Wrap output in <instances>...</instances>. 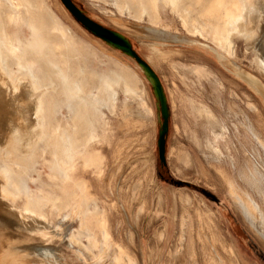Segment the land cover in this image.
I'll return each mask as SVG.
<instances>
[{
	"label": "rangeland",
	"instance_id": "374dc122",
	"mask_svg": "<svg viewBox=\"0 0 264 264\" xmlns=\"http://www.w3.org/2000/svg\"><path fill=\"white\" fill-rule=\"evenodd\" d=\"M189 1L187 4L193 5V0ZM31 2L54 13L59 23L66 26L76 47L82 51L74 62L88 69L87 74L117 68L135 77L143 89L139 99H134L129 95L125 97L123 84L114 86L118 109L113 112L102 109L107 124L98 142L89 148L102 158L100 169L87 167L79 159L73 177L61 182L48 165L51 153L40 148L34 152V157L42 160L34 174L37 172L35 177L46 196L51 199L65 196L73 204H90L83 205L88 206L86 210L94 206L99 209L110 248L99 264H264V240L257 228L245 219L235 196V193L243 197L249 193L264 211V201L242 178L254 166L261 170L264 178V95L223 66L206 46L214 47L212 40L188 33L180 17L163 0H157L156 4L167 26L166 34H156L159 27L151 25L147 15L138 21L133 12H119L113 5L115 0H71L90 22L88 25L72 13L63 0ZM258 14L254 18L259 22L253 26L264 27V12ZM176 35L184 38L183 43L174 41ZM237 37L232 60L264 85V76H259L256 68L255 51L247 50L246 40ZM109 60L112 66L107 63ZM147 72L163 88V98L156 94ZM5 87H0V98L7 103L6 108L0 110V130L11 122L18 121L24 126L33 124L31 103L23 99L17 109ZM84 98L96 105L89 96L84 95ZM139 101L145 105H140ZM63 111L57 112L53 126L70 130L71 122H67L70 119ZM208 113L215 114L228 129V134L218 144L223 154L228 152L235 157V167L224 158L220 169L216 153L205 150L204 144L215 141L206 117ZM138 115L145 117L136 119ZM119 116L121 121H118ZM127 117L132 118L127 121ZM251 126L260 141L253 138ZM54 127L48 129L51 135ZM71 180L74 183L84 180L86 185L73 199H70L74 186ZM4 202L8 201L4 199ZM20 205V202H16L17 208L10 205L16 215L8 218V225L4 224L7 228L0 222V264L98 263L93 254L78 245L68 246L63 238L77 230L76 220H56L57 224H63V229L67 226L60 234L44 228L41 219V222L35 218L23 221ZM95 245L99 249L97 241ZM44 251H53L54 256ZM116 256L119 261L115 260Z\"/></svg>",
	"mask_w": 264,
	"mask_h": 264
},
{
	"label": "bare ground",
	"instance_id": "6f19581e",
	"mask_svg": "<svg viewBox=\"0 0 264 264\" xmlns=\"http://www.w3.org/2000/svg\"><path fill=\"white\" fill-rule=\"evenodd\" d=\"M156 1L115 0L113 5L119 12L124 10L133 12L134 19L138 21L147 15L150 24L159 27L157 32L155 31L156 29H152L154 33L162 32L166 34L168 33L166 32L168 31L167 26L163 23ZM188 1L163 0L178 15L177 17H180L182 25L188 33L212 40L214 47L206 46L215 53V56L223 66L232 70L237 76L240 75L256 91L264 95V85L260 80L252 74L244 72L233 61L237 47L234 38L239 36V38L245 39L249 44L247 50L255 51L257 56L254 59L256 60V68L260 72L259 76H264V27L256 28L253 26L259 22L258 19H255L257 18L256 13L264 12V3L261 2L263 0H193V5L190 6L187 4ZM195 6L196 8L200 7L199 11H195ZM38 7L32 4L31 0H0V87L1 85L6 86L8 96H11L9 99L13 104H16L17 109L21 107V100L26 99L29 101L34 109L32 118L34 117L35 120V123L33 120V124L31 123L28 126H24L18 121L17 123L11 122L8 127L3 126L2 131L0 130V178L2 181L0 186V222L2 226L4 224L8 225L6 223L8 218L16 215L12 209L13 207H11H16V202L21 203L18 209L21 208L23 221L27 220L29 222L32 218H35L38 222H41L39 220L41 219L44 223V228L60 232V234L67 226L63 229V224H57L56 220H69L70 222L76 220L79 223L77 230L68 235H63V238L68 243V246L78 245L93 254L96 259L95 262H98L96 264H99L106 251L110 249L106 226L99 209L97 210V207L93 205L94 208L86 210L90 204H84L85 202L73 204V202L70 203L72 200L65 199V196L58 199H51V197L46 196L35 177L37 172L34 174L35 167L42 162V160L39 161L34 157V152L37 148H40L51 153L52 158H50L52 160L50 159L51 162L48 165L53 170V174L55 171L57 176H54L58 177L61 182L70 180L73 177L76 162L79 159L83 160L87 167L91 166L100 169L102 158L98 154L91 152L89 148L98 142L97 138L106 127L107 122H105L102 109L106 108L113 112L117 107L119 99L114 91V86L123 84L125 97L129 95V97L132 96L134 99H139L143 89L139 87L135 77L117 68H109L106 73L91 72L90 69V73L87 74L88 69L79 65L77 61L76 63L74 62L77 57L81 56L82 51H79L76 47L74 39L65 28L66 26L63 27L59 23L53 15L54 13L51 14L50 11ZM261 13L259 14L262 15ZM138 21L136 22L138 23ZM140 35L142 34L140 33ZM170 36L172 38V35ZM178 36L174 37V39L177 37L174 41L180 40L179 43L181 41L183 43L184 38ZM186 43L190 45L189 42ZM110 61L107 63H110ZM102 66L100 65V67ZM106 67L108 68V66ZM147 75L155 85L156 94L163 98V88L160 87L154 76L149 72H147ZM84 95L89 96L96 105L91 104L84 98ZM125 101L132 103L127 99ZM139 103L142 106L145 105V103L143 104L140 101ZM6 106V100H1L0 98V110H4ZM62 110L65 111L63 112L70 119V121H67L68 123L71 122L70 126L72 129L70 130L53 126L57 112ZM63 112L62 114H64ZM128 112L127 114H129ZM142 112L144 113V110ZM139 116L134 118L138 119ZM206 117L211 124L215 141L212 142L210 140L206 144L203 143L206 146L205 150L209 149L212 153H216L220 169L223 168L224 158L229 159L228 164L231 161L230 165L233 167L234 157L232 154H228L227 151V155L223 154L220 149L221 146L218 144L221 139L226 137L228 129L213 113H208ZM128 118L125 119L128 121ZM120 119L121 117L119 116L118 121ZM49 127H54L53 135L48 132ZM250 131L254 134L252 135L254 136L253 138L255 139L256 137L260 141L259 134L255 132L254 127L251 126ZM206 160L209 159L206 158ZM45 163L47 164V162ZM260 171L254 166L253 170H250L247 174L244 173L242 178L264 201V183L262 182L264 178L263 173L261 174ZM85 188L84 180L76 181L70 199L75 198ZM244 195L243 197L235 193L245 219L254 228H257L255 230L259 231L264 240V211L249 193ZM4 199L8 202L5 203ZM83 205L88 206L85 208ZM93 213L96 214L93 216ZM66 231L67 234L68 230ZM96 241L99 244L97 245L99 249L95 248ZM44 252L48 253L49 256H54L53 251ZM77 253L81 257L78 251ZM115 260L119 261V257L116 256Z\"/></svg>",
	"mask_w": 264,
	"mask_h": 264
},
{
	"label": "water",
	"instance_id": "95a60500",
	"mask_svg": "<svg viewBox=\"0 0 264 264\" xmlns=\"http://www.w3.org/2000/svg\"><path fill=\"white\" fill-rule=\"evenodd\" d=\"M63 2L65 3V5L70 9V11L75 14L78 18L81 19V21H83L86 25H88L90 22L87 21V19H85L82 15L81 12L75 8V6L73 5V3L71 2V0H63Z\"/></svg>",
	"mask_w": 264,
	"mask_h": 264
},
{
	"label": "crops",
	"instance_id": "0c3cea01",
	"mask_svg": "<svg viewBox=\"0 0 264 264\" xmlns=\"http://www.w3.org/2000/svg\"><path fill=\"white\" fill-rule=\"evenodd\" d=\"M211 111V110H210ZM196 112H198L199 113V108H197L196 109ZM215 115V114H214ZM216 116V115H215ZM217 117V116H216ZM211 125V124H210ZM236 166V164H235V157H234V167ZM222 169V168H221Z\"/></svg>",
	"mask_w": 264,
	"mask_h": 264
}]
</instances>
